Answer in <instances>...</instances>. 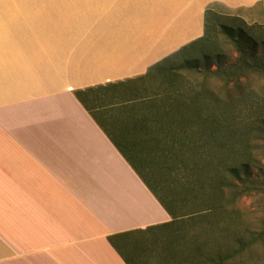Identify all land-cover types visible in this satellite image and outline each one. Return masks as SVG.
I'll use <instances>...</instances> for the list:
<instances>
[{"label": "crops", "instance_id": "obj_1", "mask_svg": "<svg viewBox=\"0 0 264 264\" xmlns=\"http://www.w3.org/2000/svg\"><path fill=\"white\" fill-rule=\"evenodd\" d=\"M262 1L0 9V264H152L134 237L172 220L190 151L176 53L205 9L247 18Z\"/></svg>", "mask_w": 264, "mask_h": 264}, {"label": "trees", "instance_id": "obj_2", "mask_svg": "<svg viewBox=\"0 0 264 264\" xmlns=\"http://www.w3.org/2000/svg\"><path fill=\"white\" fill-rule=\"evenodd\" d=\"M221 16L213 9H205L203 35L177 51L176 54H181L182 60L180 59L178 65H174L175 70L190 71L192 68L200 72L203 79L213 75L221 77L222 86L227 91L224 101L228 104H232L234 100L228 84L230 81L237 83L238 107L233 105L221 108L218 104L205 108L199 106L198 102L204 98V95L212 101L219 99L203 88L190 87L188 94L191 118L190 141L194 145L196 136L204 135L213 145L211 148L220 151L217 164L220 172L217 174L212 166L206 167L204 176L208 186L206 192L204 191L203 209H194L185 213L186 211H181L177 202L170 206L164 204V208L172 215V220L148 228L149 234L155 233L156 230L171 228V237L164 240L159 248L167 255L166 257L176 255L180 251L176 237L179 236L178 229L181 228L182 223H188L187 226L196 225L199 217L206 216V212H209L206 216L208 221L203 242L197 240L190 242L189 239L193 234L189 229L184 236L186 243L189 241V247L186 248L189 258L193 259V264H232L258 243H264L263 226L259 231H253L247 240L232 237V243L228 248H217L218 230L209 216L219 209L226 214L227 209L232 208L242 197L264 193V159L253 155L248 138L250 134H255L264 142V83L261 92H256L255 88L244 90L241 86L243 80H246L250 74L264 76V25H248L240 17H232L236 23L227 25L219 21ZM214 24L227 38L235 52L231 62H225L223 52L210 44ZM198 58L203 61V67L197 65ZM185 96L187 97V94ZM247 110L250 113H247ZM237 118L239 125L235 122ZM206 160L208 163L216 162V157L208 153ZM185 166L184 160L183 167ZM197 171L195 166L189 171L194 179L198 175ZM109 239L112 241V237ZM111 243L113 244V241ZM204 246L211 248L205 250Z\"/></svg>", "mask_w": 264, "mask_h": 264}, {"label": "rangeland", "instance_id": "obj_3", "mask_svg": "<svg viewBox=\"0 0 264 264\" xmlns=\"http://www.w3.org/2000/svg\"><path fill=\"white\" fill-rule=\"evenodd\" d=\"M72 0H0V9H71ZM222 16L219 18L220 22L227 25H233L236 23L232 17H240L248 25L261 26L264 25V0L262 1L261 9L259 14L254 17H241L240 14L236 12H218ZM213 38L211 40V46L218 48L223 52L225 57V62H231L235 56V52L228 42L227 38L219 32L218 27L214 24ZM260 51V49H258ZM177 55V54H176ZM178 60L174 65H178L182 60L181 54L178 55ZM181 59V60H180ZM214 63V62H213ZM197 65L203 67V61L198 58ZM213 65V69H214ZM185 71V87L188 86V91L190 87H196L198 89L209 90L213 93L215 97H218V101H212L204 95V98L198 102L201 107L212 106L218 104L221 108H226L228 106L238 107L239 101L237 96L239 95V88L236 86L237 83L230 81L228 84L231 90V96L233 93V103L228 104L224 101L227 91L223 88V80L217 75L210 76L209 78H202L200 72L193 70ZM264 83V76L250 74L246 80H243V89L255 88L256 92L262 91V85ZM205 93V92H204ZM185 100L187 97L185 96ZM227 104V105H226ZM226 105V106H224ZM250 113L249 110L246 111ZM241 119V118H240ZM236 123L239 122V118L236 119ZM239 125V123H238ZM252 146L253 155L257 158L264 159V142L259 136L255 134H250L248 136ZM213 145L207 141L204 135H197L195 138L194 145L190 141V151L185 153L186 166L182 168L183 172L181 175L176 174L177 180H171L173 185V190L170 191L174 197L173 201L180 205L181 211H186L188 213L194 209H201L204 203V191L206 192L208 182L204 176L206 172V167L212 166L214 171L219 174L220 169L217 166L218 157L221 154L219 150L211 148ZM212 149V150H211ZM211 153L216 157V162L213 161L208 163L206 156ZM197 167L198 174L195 179L191 171ZM192 169H191V168ZM139 168V166H138ZM190 168V169H189ZM143 177L148 181V183L156 188L158 194L162 192L158 189L157 184L154 183L150 176L147 175L143 170H141ZM198 179V180H197ZM201 180V182H200ZM197 181V182H196ZM203 209V208H202ZM223 211V210H222ZM219 209L215 214H211V220L215 222L217 227V248L226 249L228 245L232 243V237L244 238L247 240L253 231H259L264 226V193H257L250 196L242 197L232 208L227 209L225 214ZM205 213V212H204ZM201 214V213H200ZM209 212H206V216ZM202 215V214H201ZM206 216L199 217V220L195 223L196 225L187 226L185 222L182 223L181 228L178 229L179 236L176 239L179 242V252L176 255H167L160 250V244L171 237V228H165L164 230H156L155 233L146 234L142 236L134 237L135 241L146 248L149 252L150 261L152 264H193V259L188 256L187 248L188 243L185 241V233L189 229L191 234V241H201L203 242L206 232V225L208 218ZM208 216V217H209ZM209 226V225H208ZM195 235V238H194ZM212 246V245H211ZM187 247V248H186ZM213 247V246H212ZM207 247L204 246L206 250ZM215 248V247H214ZM177 252V251H176ZM232 264H264V243H258L256 246L252 247L243 256L234 261Z\"/></svg>", "mask_w": 264, "mask_h": 264}]
</instances>
